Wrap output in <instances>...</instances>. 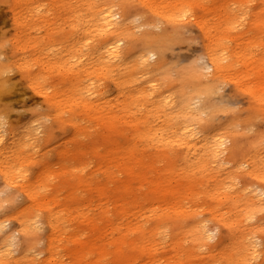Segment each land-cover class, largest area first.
I'll return each mask as SVG.
<instances>
[{
	"label": "bare ground",
	"instance_id": "obj_1",
	"mask_svg": "<svg viewBox=\"0 0 264 264\" xmlns=\"http://www.w3.org/2000/svg\"><path fill=\"white\" fill-rule=\"evenodd\" d=\"M220 1L213 0V6L200 0H62L63 11L75 24L66 32L65 23L57 24L56 29L59 35L68 34L69 38L60 36L64 42H71L75 35L67 55L77 59L71 64L70 60L69 64L65 60L57 64V57L63 58L61 53L54 54L56 42L51 32L43 41H35L37 38L28 34V20L39 16L50 21L53 14H29L25 0L22 3L27 14L21 15L23 22L16 20L20 34L8 55L5 43H0L1 104L12 88L7 73L16 64L22 78L47 96L46 104L61 127L68 121L64 117L66 107L85 92L109 107L104 113L107 153L90 176L70 185L67 198H75L80 189L90 191V201H97L100 210H105L111 199L120 201L113 216L80 215L94 234L104 222H116L123 229L121 243L112 251L117 264H125V224L130 232L136 224L142 241L141 245L132 244L129 258L134 254L153 258L161 243L157 237L174 224L176 231L170 237L176 259L168 264H190L189 254L209 245L211 264L221 256L230 258L229 264H248L251 259L264 264V242L249 239L259 228L251 225L254 215L264 210V128L247 135L257 118L264 120V9L244 18L225 12ZM191 5L198 11L190 12ZM192 18L203 33V53L199 58L180 61L182 65L176 68L180 57L172 46ZM33 50L41 55L35 58L40 64L36 69H32L35 61L27 59ZM150 57H156L153 78L145 79L146 85L127 90L140 79L139 69L143 73L149 70ZM56 71L60 85L52 86ZM108 81L117 91L113 98L108 95ZM4 110L0 107V210L14 200L16 192L26 195L27 209L16 213L15 218L27 251L38 241L42 223L38 212L46 210L45 222L52 230L48 244L51 264H66V208L57 205L54 212L41 202L52 173L31 176L25 172L16 158L28 154L33 133H16L7 123ZM135 112L144 119L128 123L127 117ZM150 116L154 127L147 128L144 122L146 119L148 123ZM147 149L153 151L146 153ZM155 160L163 163L160 168L153 164ZM235 173L244 177L240 188ZM210 179L215 181L208 187ZM134 181L138 182L135 192ZM208 221L227 229L214 244L209 243L215 236L209 232ZM147 222L153 224L150 234L142 230ZM14 238L6 219H0V242L4 245L0 264H26L14 255ZM98 239L72 241L71 253L77 263L85 264L89 254L98 260L89 258L87 264H100L109 254L107 244L98 243ZM31 260L27 264L35 257Z\"/></svg>",
	"mask_w": 264,
	"mask_h": 264
},
{
	"label": "rangeland",
	"instance_id": "obj_2",
	"mask_svg": "<svg viewBox=\"0 0 264 264\" xmlns=\"http://www.w3.org/2000/svg\"><path fill=\"white\" fill-rule=\"evenodd\" d=\"M23 1L25 0H0V43H5L4 47L7 55L9 54L10 47L14 44L15 38L20 34L18 33L16 20L23 22L21 15L27 14L25 13L26 8L22 3ZM27 1L29 3V6L27 7L29 14L32 13L35 15L36 13H43V11H48L50 14H53L50 21L39 16L32 18V20H28V34L33 38H37L35 41H43L51 32V35L55 38L56 42L55 46H53L56 51L54 54L61 53L63 58L59 59L57 57V64H59L61 60H65L68 64L69 60L70 64L74 62L72 60L77 58L67 55V49L70 47L68 45L75 41V35L71 42H64L63 40H60V36L64 35L68 37V34L60 33L59 35L58 30L56 29L57 24L65 23L66 28L64 31L66 32L75 24L73 23V18L69 17L68 14L63 11L64 7L62 0ZM200 2L214 6L213 0H200ZM220 2L221 4L223 3V10L225 12L233 15H245L244 18H246L247 13L253 12L256 9H264V0H221ZM189 11L192 13L197 12V6L191 5ZM63 18L64 20H62ZM244 18L240 19V21ZM31 23L34 25L30 26ZM202 39L203 33L196 24L195 19L192 18L183 30L181 36L177 39L176 43H174V47L172 46L174 51L171 49L173 52L177 50L175 54L180 57V60L176 65L177 67L175 66L176 68L182 65V62L180 61L201 57L203 53ZM37 56L40 58V53L37 50H33L29 52V57H27L31 62L33 60L35 61V66L32 69H36L40 66L38 59H35ZM155 59L156 57H150L148 62L149 70L146 73H143L140 69L138 70L137 76L140 77V79L131 83L127 87V90L136 86L146 85L144 80H151L153 78L152 76L154 75V72L152 71V65ZM202 60L205 62V65L208 64L206 58H203ZM58 68L60 70L59 66ZM36 74L38 73L36 72ZM7 76L10 77L12 88L4 95L1 101L2 104L0 103L1 109H5L4 113L7 119L6 121L16 133L23 134L27 131H32L34 137V141L30 145L28 154L22 159H19V155H17L16 160L24 165L25 172L30 173L31 176L35 173H52V179L50 178L48 181V188L42 190L44 197L41 198V202L45 203L46 206L54 212H57L59 207L66 208V210L63 211V215L67 219L68 225L67 233L63 235V237L66 236L67 239L69 238V240L66 239L64 241V246L67 249L63 251L66 264H79L74 258V254L71 253L74 248V243L72 241L78 242L81 239L84 242H88L97 236H99L97 242H104L110 250L109 254L102 259L100 264H117L118 260L112 251L114 250L115 244L121 243L119 242V238L123 229L119 228L118 223L116 222H104L103 224H99V230L94 234L93 231L89 229V226L81 221L80 215L91 217L98 213H103L106 216H113L114 210H116L120 201L111 199L110 203L105 204V210H100L97 201H90V191L80 189L77 191L75 198H72L71 200H68L67 198L71 192L70 185L75 184L82 177L86 178L90 176V173H93L99 161L102 160L107 153L104 134L107 132L108 123L104 113L109 107L104 105L100 99L94 97L90 99L88 93L85 92L81 96L78 95L79 97L76 96V102L66 107L64 117L67 118L68 121H66L65 127H61L58 121L54 119L52 114L53 110L46 104L45 99L47 96L40 93L37 88L30 86V84L22 78L20 69L16 64L11 66V70L7 73ZM58 76L59 72L56 71L53 73L51 77L52 86L60 85ZM106 85L109 90L108 95H110L111 98L115 97L117 94L115 85L110 81H108ZM37 113L40 114L37 116ZM143 119L144 117L141 113L135 112L127 117V122L130 123ZM145 122L144 125L147 128L154 127L152 116L149 117L148 123ZM242 125L245 126L244 124ZM243 126L242 128H244ZM141 127L146 129V127L143 126V123H141ZM263 128L264 120L257 118L254 127L247 129V135L255 134ZM152 151L153 149H147L146 153ZM17 161L13 163H16ZM153 164L160 168L163 163L155 160L153 161ZM63 173L64 176L59 177ZM238 174L240 173H235V180L240 188L243 184L244 177H241ZM214 181V179H210L207 186L211 187ZM133 184L132 190L135 192L138 182L134 181ZM111 189L112 184H110V191ZM27 206L28 200L26 195L24 193L16 192L14 200L6 202L0 210V219H6L9 232H12L15 236V244L13 246L14 255L16 257H22L26 261V264L32 262L31 258H33V256L35 257V260L32 264H51L53 257L51 256L52 253L48 244L52 230L45 222L46 210L38 212L39 219L42 222L41 228L38 230V241L30 245V251H27L23 246V237L22 234L17 231L18 224L15 214L20 213L25 208L27 209ZM200 211L204 212L203 209H200ZM72 217H74L73 220ZM190 222L191 220L188 221V223ZM251 225L259 226V228L257 231L249 235V239L263 243L264 210L259 211L254 215ZM127 226L128 225L125 224V264H168L176 259L170 237L171 234L176 231V226L174 224H170L162 229L165 232L157 237V240L160 238L161 243L157 246L153 258H146L145 256H139L138 254H134L130 258L128 257L132 244L139 242V245H141L142 241L139 239V229L135 228L136 224L132 227L134 232H130L127 229ZM208 227L209 232L215 236L209 242L210 244H214L218 241L220 233H222V236L227 234V229L216 221H208ZM152 228L153 224L147 222L143 225L142 230L145 233L150 234L149 231ZM111 243H113V245H111ZM55 244L59 245V240L56 241ZM146 245L149 246V243ZM184 246L188 247L187 244H184ZM209 246L199 247L196 251L189 254L188 262L190 264H211L208 259L210 252ZM257 246L258 251H260L262 246L260 244ZM3 248L4 245L0 242V252L3 251ZM57 249L61 250L60 247ZM214 252L217 254V250ZM87 257L85 264H87L89 258L94 261L98 260V256L96 255L91 256L87 254ZM154 259L158 261L154 262ZM229 259L230 258L227 256H221L217 261L213 262V264H229ZM248 264H261V260L251 259Z\"/></svg>",
	"mask_w": 264,
	"mask_h": 264
}]
</instances>
